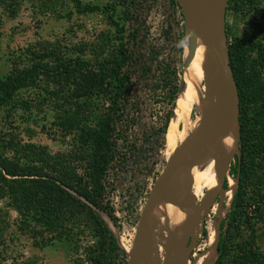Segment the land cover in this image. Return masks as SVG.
I'll use <instances>...</instances> for the list:
<instances>
[{
  "label": "rangeland",
  "instance_id": "obj_1",
  "mask_svg": "<svg viewBox=\"0 0 264 264\" xmlns=\"http://www.w3.org/2000/svg\"><path fill=\"white\" fill-rule=\"evenodd\" d=\"M114 1L117 0H0V79L16 84L8 96L0 95L1 146L13 145L12 148L3 147L13 163L29 166L31 171L52 170L53 174H63L78 189L88 180L89 172L90 146L87 139L82 137L81 130L85 126H92L104 108L99 104L93 105L84 116L72 97L74 89L65 80L67 76L59 74V70L61 65L69 62L74 64L96 58L102 38L110 34L112 28L97 10L89 8ZM135 8L138 17L148 27V40L151 42L156 38V42L164 44L161 30L170 24V38L162 49L172 55L181 72L183 66L185 70L187 62L182 56L185 18L179 17L178 10L170 6L169 0H137ZM238 10V16L227 11L225 21L240 37L239 50L245 82L241 102L246 112L249 138L253 143L247 194L253 197L258 193L264 194V0H240ZM121 15L122 7L117 6L113 18L120 21ZM180 25L183 41L179 52L176 36ZM33 66L36 70L18 85L24 71ZM209 84L206 79L201 96L197 95L191 107H188L186 118L177 125V144L189 136L201 118L213 119L214 113H209L208 109L214 102L215 87L214 83ZM142 98H145L144 94ZM142 107V111H137V122L131 127L137 137L141 131H147L155 124V116L162 112L164 105L151 102L147 108ZM176 108L177 101L173 111ZM166 133L164 150L159 154L153 152L133 172V178L143 192L131 203H121L115 194L124 192L123 186L129 184L123 174L113 172L104 178L105 200H111L108 203L114 210L116 222L102 211H96L115 237L118 248L125 252L126 263L137 227L138 212L146 197L144 190H149L164 166L169 128ZM236 144L237 141L234 151L238 154ZM233 152L226 159L220 183L213 190H209V177L215 163L205 177L191 185L193 196L201 200L203 215L194 248L185 264H202L206 239L202 238V231L210 232L212 225L218 230V223L225 218L235 181L228 175V189L224 191L221 179L225 176L227 165L233 161ZM205 160L202 158L198 164ZM225 177L227 180V174ZM111 185L114 193L109 190ZM63 188L84 202L82 196L66 186ZM216 192L220 196L215 194L209 205L211 195ZM177 202V223H174L170 212L159 225L172 246L178 237L179 224L185 212V204L178 194ZM17 203L9 195L0 199V264H89L91 251L99 245V241L88 217L78 214L72 221L60 220L62 222L48 225L35 219L32 205L25 206L19 201V207ZM262 207L264 214V205ZM251 222L243 229L241 240L253 244L264 264V215ZM155 247L157 250L152 255L151 264H160L163 250L158 244ZM215 258L216 252L206 264H212ZM230 260L228 258L224 264H231Z\"/></svg>",
  "mask_w": 264,
  "mask_h": 264
},
{
  "label": "trees",
  "instance_id": "obj_2",
  "mask_svg": "<svg viewBox=\"0 0 264 264\" xmlns=\"http://www.w3.org/2000/svg\"><path fill=\"white\" fill-rule=\"evenodd\" d=\"M169 3L178 10L182 19L177 0H169ZM136 4L137 0H117L90 7L89 10L95 9L99 12L112 31L102 38L95 59L80 60L74 64L69 62L61 65L59 70V74L67 76L65 80L74 89L72 97L76 99L84 116L93 105L99 104L104 108L92 126H85L81 130L82 137L87 139L90 146L88 180L84 186L78 189L76 184L68 182L63 174H53L52 170L31 171L29 166L13 163L11 156L4 153V148H12L13 145L1 146L0 143V199L9 195L18 201L19 207V201L25 206L32 205L35 219L48 225L52 222L53 225L62 222L60 220L72 221L78 214L88 217L99 241V245L91 251L89 264H126L125 252L118 248L115 237L96 211H102L116 222L114 210L108 203L111 200H105L104 178L110 173L120 172L125 180L128 179V186H123L124 192L115 193L121 203L129 204L143 192L137 180L133 178V172L140 168L153 152L159 154L164 150L166 131L184 73V66L181 72L172 55L162 49L170 38V24H166L161 30L164 44L161 41L156 42V38L151 42L148 40V27L136 12ZM239 4L240 0H226L225 15L227 11H231L233 15L238 16ZM117 6L122 7L120 21L113 18ZM224 25L229 65L238 93L239 153L233 154V161L227 169V174L236 180V187L225 218L218 223L216 258L212 264H224L228 258L231 259V264H263V259L260 260L253 244L241 240L243 229L253 223L251 221H257L264 215V194L258 193L253 197L247 194L253 143L249 138L246 112L241 102L245 83L244 66L239 50L240 37L226 21ZM176 40L180 52L183 41L181 25ZM34 70L35 66L24 71L18 85ZM205 81L203 79L201 82L202 91ZM15 87V83L10 84L0 79L2 97L8 96ZM142 94L145 98H142ZM151 102L162 104L164 108L155 116V124L147 131H141L137 137L131 130L137 122V111H142V106L147 108ZM63 186L82 196L84 202L71 195ZM221 188L224 191L228 189V176L227 180L226 177L223 179ZM109 190L111 193L115 191L112 185ZM148 191L144 190V197ZM208 235V230L202 231V238L206 237L203 251L207 246Z\"/></svg>",
  "mask_w": 264,
  "mask_h": 264
},
{
  "label": "water",
  "instance_id": "obj_3",
  "mask_svg": "<svg viewBox=\"0 0 264 264\" xmlns=\"http://www.w3.org/2000/svg\"><path fill=\"white\" fill-rule=\"evenodd\" d=\"M178 2L184 17L181 1L178 0ZM225 4L226 0H197L196 21L216 86L213 105L208 109L209 113H214L213 119L201 118L189 136L179 142L172 153L166 156L163 168L155 177L139 209L137 227L127 254L126 264H138L141 259H146V264H151L152 255L157 250L156 244L163 250L160 264H185L187 262L194 248L198 225L203 215L201 200H196L191 190L192 166L198 164L202 158L206 159L203 157L205 150L227 135L234 127L237 129L238 142V93L229 65L228 42L224 25ZM235 153L234 151L233 154ZM227 169L228 165L225 175ZM224 178L225 176L221 179V187ZM234 181L236 187V180ZM170 192L176 197L178 194V198L185 204L178 237L173 246L161 229L151 222L153 205L162 201ZM217 193L211 195L209 205ZM174 203H176L174 205L178 204L177 201Z\"/></svg>",
  "mask_w": 264,
  "mask_h": 264
},
{
  "label": "bare ground",
  "instance_id": "obj_4",
  "mask_svg": "<svg viewBox=\"0 0 264 264\" xmlns=\"http://www.w3.org/2000/svg\"><path fill=\"white\" fill-rule=\"evenodd\" d=\"M180 1L185 17V40L183 57L187 62V66L184 70V78L182 79V83L180 86L181 89L177 98V108L175 111H173V115L171 116V121L168 127V151L166 156H169L177 145V125L183 120L187 113V110L191 107L194 100H196L195 98L197 97V95L201 96L202 80L207 79V83H214L216 92V86L212 76V69L209 67L207 51L203 44V39L196 21L197 0ZM237 137V129L236 127H234L227 135L218 139L212 146L208 147L205 150L203 157H205L206 160L200 164H193L192 166V169L190 171L191 185L193 182H197L199 179L205 177L209 169L215 163L209 177V190H213V188L220 181L224 165L227 161L226 159L234 151ZM196 168L198 169L195 170ZM170 201H177V197L174 193L171 192L162 201H159L153 205L151 212V222L157 227H159L160 223L170 212L173 215L174 223H177L178 205H174ZM217 234L218 230L216 226L212 225L208 235L207 246L204 253L205 255L202 259V264L208 263V261L215 254ZM146 262V259H141L138 264H146Z\"/></svg>",
  "mask_w": 264,
  "mask_h": 264
}]
</instances>
